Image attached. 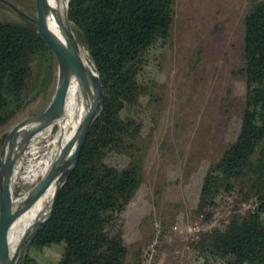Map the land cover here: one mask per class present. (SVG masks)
<instances>
[{
  "label": "trees",
  "instance_id": "1",
  "mask_svg": "<svg viewBox=\"0 0 264 264\" xmlns=\"http://www.w3.org/2000/svg\"><path fill=\"white\" fill-rule=\"evenodd\" d=\"M68 3V17L101 75L106 102L34 247L61 245L57 264H125L121 216L138 190L139 176L135 167L111 164L109 156L129 150L142 131L140 112L133 113L140 105L138 76L149 53L170 39L174 0ZM244 25L243 66L235 71L246 85L241 128L207 170L196 213L209 223L222 201L232 198L235 206L221 233L214 230L212 241L196 244L203 264H264V0H251ZM55 74L51 53L30 26L0 21V129L46 94ZM249 202L251 208L240 215V205ZM21 264L34 262L27 255ZM138 264H144L143 254Z\"/></svg>",
  "mask_w": 264,
  "mask_h": 264
},
{
  "label": "rangeland",
  "instance_id": "2",
  "mask_svg": "<svg viewBox=\"0 0 264 264\" xmlns=\"http://www.w3.org/2000/svg\"><path fill=\"white\" fill-rule=\"evenodd\" d=\"M7 1L35 18V0ZM250 5L251 0H174L170 39L149 53L138 76L140 105L133 113L140 112L142 131L129 150L109 156L111 164L135 167L139 176L138 190L121 216L128 248L125 264H138L140 254L144 264H203L196 244L212 241L213 231L221 233L231 221L232 198L222 201L209 223L199 219L196 211L207 170L241 128L246 85L235 71L243 66L244 19ZM0 21L34 25L1 1ZM56 86L57 70L48 92L0 129V154L10 130L43 110ZM46 144L42 139L27 144V155L17 168L16 198L34 186L20 179L43 161ZM35 148L39 153L32 155ZM70 164L54 174L51 183L61 184ZM251 204H241L238 213L245 215ZM205 233L209 236L201 239ZM63 252L61 245L54 244L33 247L28 255L34 264H57Z\"/></svg>",
  "mask_w": 264,
  "mask_h": 264
},
{
  "label": "water",
  "instance_id": "3",
  "mask_svg": "<svg viewBox=\"0 0 264 264\" xmlns=\"http://www.w3.org/2000/svg\"><path fill=\"white\" fill-rule=\"evenodd\" d=\"M0 1L10 5L24 18L33 22L34 25L30 27L42 38L45 46L54 59L57 73L63 77L65 82L68 84V88L70 89L73 82H77L79 89L90 92L94 98V107L79 132L62 149L60 155L56 158L48 171L28 192L25 198L26 213L40 200L46 183L62 167L74 162V168L71 175L75 172L79 163L80 154L86 144L87 138L105 106L106 95L99 71L95 66L93 69H89L78 52V48L83 46L78 41L68 17L69 3L67 5L68 27L64 35L66 43H61L50 34L47 28L45 6L48 0H35L36 16L34 19L19 10L9 1ZM67 97L68 95L63 100L51 98L49 104L39 113L26 117L18 122L10 130L5 139L0 154V252L2 244L8 236L13 223L11 213V206L14 202L13 174L16 166V148L19 139L22 135L26 136V133L32 127L53 121L60 117L65 112ZM31 139V137H27L25 140V149ZM71 175L68 176L59 186L54 196L52 209L47 214L46 218L37 225L32 235L30 233V229L26 232L17 249L11 254L6 264H21L23 259L28 255L29 251L34 247V243L36 242L38 236L53 218L59 196L64 187L67 185Z\"/></svg>",
  "mask_w": 264,
  "mask_h": 264
},
{
  "label": "bare ground",
  "instance_id": "4",
  "mask_svg": "<svg viewBox=\"0 0 264 264\" xmlns=\"http://www.w3.org/2000/svg\"><path fill=\"white\" fill-rule=\"evenodd\" d=\"M67 5L68 0H48L45 6V19L47 28L50 34L61 43H66L64 35L68 27ZM85 49L83 47H79L78 52L81 58L84 60L86 66L89 69H93L94 64ZM67 95L68 97L65 112L60 117L53 121L34 126L26 133V136L22 135L20 137L16 148V166L13 174V194L19 160L23 157V155H27V152H25V140L27 137H31V141L37 139L47 141V144L43 148V161L38 163L35 168L31 169L29 171V175L23 176L20 179L24 183L35 185L38 180L48 171L56 158L60 155L62 149L79 132L89 113L92 111L94 107L93 95L88 91L79 89L77 82H73L69 89L68 84L65 82L63 77L57 73V86L53 99L57 98L59 100H63ZM55 128H57L56 131ZM39 146H41V144ZM37 150V148L33 149L31 154L36 155L39 153ZM73 168L74 162H71V164L66 169L64 180L73 171ZM26 169L28 168L26 167ZM60 172L62 171L60 170ZM51 178L46 183L40 200L31 210L26 213L25 198L28 193H25L22 197L18 198L14 196V202L11 206L13 223L8 236L2 244L0 252V264L7 263L11 254L15 252L26 232L30 229V233L32 235L37 225L42 220H44L47 214L51 211L54 196L59 186L62 184L57 182L51 183ZM23 189H25V187H23Z\"/></svg>",
  "mask_w": 264,
  "mask_h": 264
},
{
  "label": "built area",
  "instance_id": "5",
  "mask_svg": "<svg viewBox=\"0 0 264 264\" xmlns=\"http://www.w3.org/2000/svg\"><path fill=\"white\" fill-rule=\"evenodd\" d=\"M155 243V245H156V242H154ZM155 245L153 246V247H155Z\"/></svg>",
  "mask_w": 264,
  "mask_h": 264
}]
</instances>
